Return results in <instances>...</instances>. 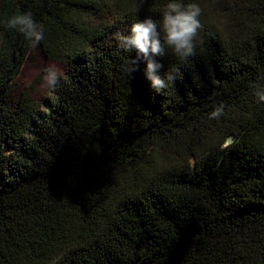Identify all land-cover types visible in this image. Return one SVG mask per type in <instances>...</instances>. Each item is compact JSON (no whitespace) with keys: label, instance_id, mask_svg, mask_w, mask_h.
I'll use <instances>...</instances> for the list:
<instances>
[{"label":"trees","instance_id":"16d2710c","mask_svg":"<svg viewBox=\"0 0 264 264\" xmlns=\"http://www.w3.org/2000/svg\"><path fill=\"white\" fill-rule=\"evenodd\" d=\"M169 2L0 0V264H264V0H175L202 27L157 92L115 35ZM26 12L36 48L4 24ZM35 49L67 67L40 123L15 95Z\"/></svg>","mask_w":264,"mask_h":264},{"label":"clouds","instance_id":"9594fccd","mask_svg":"<svg viewBox=\"0 0 264 264\" xmlns=\"http://www.w3.org/2000/svg\"><path fill=\"white\" fill-rule=\"evenodd\" d=\"M201 8L195 3L183 5L179 2H169L163 12L162 19L157 22L151 17L133 23L129 35L117 33L115 39L118 46L125 50L136 52V59L130 62L129 75L138 70L139 63L143 62L145 79L150 87L159 92L166 87L165 77L160 75L163 65L158 57H163L166 49H170L175 55L188 57L194 53L196 37L202 25L199 20ZM6 29L22 34L30 42L31 47L36 48L44 39V27L39 24L30 12L13 15L4 21ZM53 83L57 77L55 73L48 74ZM166 79L172 81L174 76L166 73ZM252 95L257 104L264 103V86L254 85ZM225 114V105H218L208 118L220 119Z\"/></svg>","mask_w":264,"mask_h":264},{"label":"rangeland","instance_id":"374dc122","mask_svg":"<svg viewBox=\"0 0 264 264\" xmlns=\"http://www.w3.org/2000/svg\"><path fill=\"white\" fill-rule=\"evenodd\" d=\"M66 68V63L48 60L36 49L31 52L25 62L15 82V95L19 96L21 93H27L31 97L41 115L37 119V123H40L41 118L49 114L50 107L54 105L56 100L53 92V82L48 74L55 73L58 77L64 74ZM33 132L34 127L29 128L25 137L28 139Z\"/></svg>","mask_w":264,"mask_h":264},{"label":"water","instance_id":"95a60500","mask_svg":"<svg viewBox=\"0 0 264 264\" xmlns=\"http://www.w3.org/2000/svg\"><path fill=\"white\" fill-rule=\"evenodd\" d=\"M228 142H230V140H228V141L226 142V144H227Z\"/></svg>","mask_w":264,"mask_h":264}]
</instances>
